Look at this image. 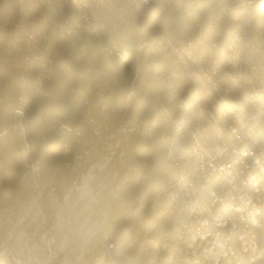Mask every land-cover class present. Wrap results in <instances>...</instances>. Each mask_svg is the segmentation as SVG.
I'll return each mask as SVG.
<instances>
[{
  "label": "bare ground",
  "instance_id": "bare-ground-1",
  "mask_svg": "<svg viewBox=\"0 0 264 264\" xmlns=\"http://www.w3.org/2000/svg\"><path fill=\"white\" fill-rule=\"evenodd\" d=\"M178 2L0 0V264L264 262V0Z\"/></svg>",
  "mask_w": 264,
  "mask_h": 264
},
{
  "label": "snow or ice",
  "instance_id": "snow-or-ice-1",
  "mask_svg": "<svg viewBox=\"0 0 264 264\" xmlns=\"http://www.w3.org/2000/svg\"><path fill=\"white\" fill-rule=\"evenodd\" d=\"M130 10L132 11H142V7L138 4H129L126 5ZM174 8L182 11V12H189L190 10H194V9H199V8H203L204 5H199V4H191V3H184L183 0H180V2L176 3L174 6ZM235 124V120H229L227 122V128H233ZM262 131H264V128H262ZM243 135H247V134H243ZM261 156L264 157V144L261 145ZM262 178H264V174H262ZM191 196L193 198H196L199 200V203L201 205L206 204V200L203 197H197V194L195 191H192ZM195 212V210H194ZM119 226H115L114 230H118ZM245 252H247V249L244 250ZM262 264H264V262H262Z\"/></svg>",
  "mask_w": 264,
  "mask_h": 264
}]
</instances>
